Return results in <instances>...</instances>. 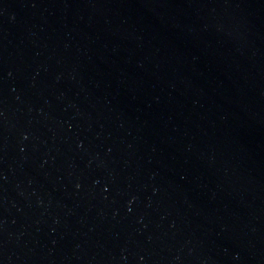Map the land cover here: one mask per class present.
Listing matches in <instances>:
<instances>
[{"label": "water", "instance_id": "95a60500", "mask_svg": "<svg viewBox=\"0 0 264 264\" xmlns=\"http://www.w3.org/2000/svg\"><path fill=\"white\" fill-rule=\"evenodd\" d=\"M0 264H264V0H0Z\"/></svg>", "mask_w": 264, "mask_h": 264}]
</instances>
